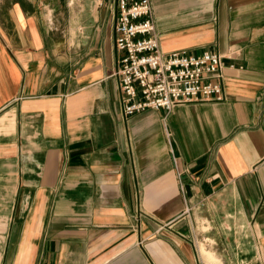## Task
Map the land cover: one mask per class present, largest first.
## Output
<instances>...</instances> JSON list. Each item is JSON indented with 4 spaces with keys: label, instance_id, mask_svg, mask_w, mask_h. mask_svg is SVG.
<instances>
[{
    "label": "crops",
    "instance_id": "0c3cea01",
    "mask_svg": "<svg viewBox=\"0 0 264 264\" xmlns=\"http://www.w3.org/2000/svg\"><path fill=\"white\" fill-rule=\"evenodd\" d=\"M150 4L220 99L124 116L116 0H0V264H264V0Z\"/></svg>",
    "mask_w": 264,
    "mask_h": 264
},
{
    "label": "built area",
    "instance_id": "2783aa9c",
    "mask_svg": "<svg viewBox=\"0 0 264 264\" xmlns=\"http://www.w3.org/2000/svg\"><path fill=\"white\" fill-rule=\"evenodd\" d=\"M114 46L122 54L114 71L122 113L169 110L193 100L220 99L222 55L162 51L154 35L150 0H116Z\"/></svg>",
    "mask_w": 264,
    "mask_h": 264
},
{
    "label": "rangeland",
    "instance_id": "374dc122",
    "mask_svg": "<svg viewBox=\"0 0 264 264\" xmlns=\"http://www.w3.org/2000/svg\"><path fill=\"white\" fill-rule=\"evenodd\" d=\"M197 245H198V247L196 246V247H197V248H196V252H198L199 255H200L199 247H201V246L205 247V245H204V244H200V243H198ZM200 256L203 257L202 255H200ZM206 257H207L208 261H209V259H212V255H210V254H207ZM210 261H211V260H210ZM210 261H209V262H210ZM212 261H214V260H212Z\"/></svg>",
    "mask_w": 264,
    "mask_h": 264
}]
</instances>
